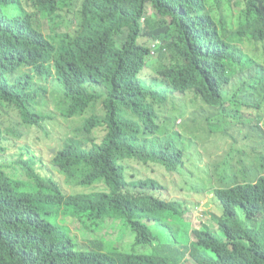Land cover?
Returning a JSON list of instances; mask_svg holds the SVG:
<instances>
[{
    "label": "trees",
    "instance_id": "trees-1",
    "mask_svg": "<svg viewBox=\"0 0 264 264\" xmlns=\"http://www.w3.org/2000/svg\"><path fill=\"white\" fill-rule=\"evenodd\" d=\"M237 7L226 24L210 0H0V264H264V0ZM33 136L50 172L101 189L43 182ZM131 162L205 176L211 225L189 232L184 202ZM106 220L134 243L97 237Z\"/></svg>",
    "mask_w": 264,
    "mask_h": 264
},
{
    "label": "rangeland",
    "instance_id": "rangeland-1",
    "mask_svg": "<svg viewBox=\"0 0 264 264\" xmlns=\"http://www.w3.org/2000/svg\"><path fill=\"white\" fill-rule=\"evenodd\" d=\"M212 1V5L214 7L215 15L223 19L225 23H228L227 16L229 13H233L235 15L239 14L240 10L237 7L238 1L241 0H233L231 6L229 4L218 1L215 3ZM66 9V8H65ZM146 12L150 17L152 14L159 20L160 17L157 16L154 8L148 4L146 8ZM220 27L222 28V24L219 22ZM52 26V21H50V27ZM44 29V28H43ZM45 32L48 30L44 29ZM128 31H122L119 36H117V42L119 45H122L126 41ZM250 66V65H249ZM147 68H145L146 74L153 73L159 67V61L157 59H150L147 63ZM50 81V80H49ZM8 110H0V121L3 119L9 120ZM16 115H12L11 118ZM106 134L104 132L100 133V137L104 138ZM30 141L27 144L31 145L34 150L39 151L40 157L43 158L45 165L43 168H40V179L43 182H58L62 187L65 186V189L68 192H92L95 190H100V186H95L93 188H72L66 184L67 176L64 174H60L53 168V172H50V168H52L53 156L51 153L55 151L54 145L50 142L40 141L37 136H33L29 139ZM51 152V153H50ZM131 165L138 171L136 174L138 175V179H148L152 178L160 182L161 185L166 187V191L164 192L170 199L182 200L184 202V211L186 215L184 216V222L189 223L194 227V229L204 228L206 225H211L209 217L205 215L206 212L216 211V203L213 201V195L215 192H211L210 190L205 191V194L201 195V191H204L202 188L203 181L201 178L205 176H198L192 172V170H187L186 173H170L165 166L156 164L149 166H142L137 163L131 162ZM59 170V167H57ZM14 185L20 184L22 190L36 192L37 184L32 181L20 179L19 181H13ZM208 181L206 180L204 185H207ZM212 183L210 182L209 185ZM194 186V187H193ZM218 189V188H217ZM54 220L57 221V215L54 216ZM114 220H106L101 222L102 228L104 229V236L97 237H105V242H113L115 245H124L130 246L134 243V237L136 234L131 230L130 227H125L122 224H116L113 222L110 228V222ZM59 223L65 227L71 229V234L73 235V242L77 239L74 238L75 234L72 230H75L77 227H73L70 224L65 223L63 217L60 218ZM189 225V228L192 227ZM153 234L155 237L162 242L161 233L164 231L161 228H157L156 226H151ZM193 232V229L190 230ZM133 235H132V234ZM176 233H180V229L177 228ZM80 240L83 238L78 234ZM158 240L155 243H159ZM150 245L147 246H137L135 248L136 254L142 255H150Z\"/></svg>",
    "mask_w": 264,
    "mask_h": 264
},
{
    "label": "clouds",
    "instance_id": "clouds-1",
    "mask_svg": "<svg viewBox=\"0 0 264 264\" xmlns=\"http://www.w3.org/2000/svg\"><path fill=\"white\" fill-rule=\"evenodd\" d=\"M57 84H55V85H53V86H51L50 88L51 89H53L54 90V88H55V86H56ZM185 122H188L189 120L188 119H186V120H184ZM180 122V120H177V122H176V131L177 132H179V128H178V123ZM71 129V128H70ZM70 129L69 130H67L65 133H68L69 131H70ZM64 133V134H65ZM217 196V194L216 193H214V195H213V200H214V197H216ZM189 224V223H188ZM190 225V224H189ZM190 226H192V225H190ZM194 227L192 226V227H190L189 228V232H190V230H192Z\"/></svg>",
    "mask_w": 264,
    "mask_h": 264
},
{
    "label": "water",
    "instance_id": "water-1",
    "mask_svg": "<svg viewBox=\"0 0 264 264\" xmlns=\"http://www.w3.org/2000/svg\"><path fill=\"white\" fill-rule=\"evenodd\" d=\"M53 153H55V151H52Z\"/></svg>",
    "mask_w": 264,
    "mask_h": 264
}]
</instances>
